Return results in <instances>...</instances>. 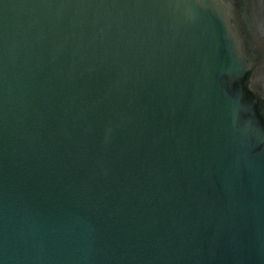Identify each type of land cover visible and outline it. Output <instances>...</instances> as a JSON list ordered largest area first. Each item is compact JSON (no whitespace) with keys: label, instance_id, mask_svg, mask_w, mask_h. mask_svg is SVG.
<instances>
[{"label":"water","instance_id":"water-1","mask_svg":"<svg viewBox=\"0 0 264 264\" xmlns=\"http://www.w3.org/2000/svg\"><path fill=\"white\" fill-rule=\"evenodd\" d=\"M0 264H264V0H0Z\"/></svg>","mask_w":264,"mask_h":264}]
</instances>
